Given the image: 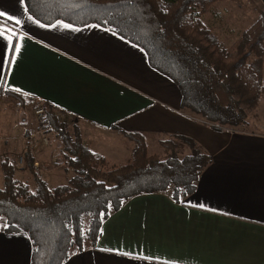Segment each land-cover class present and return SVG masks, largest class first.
Here are the masks:
<instances>
[{
	"label": "crops",
	"instance_id": "1",
	"mask_svg": "<svg viewBox=\"0 0 264 264\" xmlns=\"http://www.w3.org/2000/svg\"><path fill=\"white\" fill-rule=\"evenodd\" d=\"M258 3L264 10V0ZM0 12V105L13 101L26 116L12 137H0V155L24 151L35 128L30 112L43 104L70 133L77 128L84 147L109 165L131 157L133 143L121 132L141 134L148 152L171 141L182 156L190 152L178 139L185 137L211 157L191 195L181 202L168 193L128 199L103 221L95 247L63 264H264V126L215 128L184 112L176 85L150 67L142 49L107 29L40 24L23 0H0ZM12 32L18 53L8 46ZM2 90L19 94V101ZM50 144L26 151L31 165L26 157L20 171L9 159L14 178L32 171L47 185L67 183L73 172L52 131ZM31 256L25 234L0 231V264H30Z\"/></svg>",
	"mask_w": 264,
	"mask_h": 264
},
{
	"label": "trees",
	"instance_id": "2",
	"mask_svg": "<svg viewBox=\"0 0 264 264\" xmlns=\"http://www.w3.org/2000/svg\"><path fill=\"white\" fill-rule=\"evenodd\" d=\"M219 0H23L26 13L43 25L61 21L73 26L97 25L142 49L152 69L171 80L181 95V109L215 128L242 129L245 112L264 94V13L235 44L225 48L203 26V13ZM1 93L19 101L20 96ZM234 96L237 100H234ZM73 177L49 188L31 170L34 190L14 178L8 160L0 162V218L6 234H25L32 247L30 264H63L71 255L94 248L100 227L128 199L168 193L175 202L191 195L211 157L194 142L178 136L190 152H171L163 160L149 157L144 137L121 132L133 143L129 161L109 165L81 142L77 128L48 114ZM173 151L171 141L160 142ZM26 157L29 159V152Z\"/></svg>",
	"mask_w": 264,
	"mask_h": 264
},
{
	"label": "rangeland",
	"instance_id": "3",
	"mask_svg": "<svg viewBox=\"0 0 264 264\" xmlns=\"http://www.w3.org/2000/svg\"><path fill=\"white\" fill-rule=\"evenodd\" d=\"M262 13H264V10L260 7L258 0H219L207 11L203 13L197 12L196 15L203 26L206 27L212 33V35L218 39L223 47L230 48L235 44L241 33H243L258 21ZM260 70L263 77L262 84L264 87V58L261 62ZM234 100H237V97L234 96ZM238 107L242 109L246 114L247 125L242 129L255 131L260 129V125L264 126V94L260 98L257 107H255L254 109H250L243 104H238ZM32 111L33 109L31 110L30 114L32 113ZM24 113V109H20L15 103H13V101H10V105H0V137L3 138L2 141H7L8 138L12 137L11 135L15 130V126H19V118L22 116L26 117ZM22 142L25 141L23 140ZM173 145V151H168L161 145L157 147L151 146L149 152L147 151V154L149 157L155 156L159 160L165 159L171 152H177V155L182 156L183 150L180 151L177 147H175V144ZM45 149H38V151H36L40 152ZM21 153L22 152L18 150L14 151L12 154L1 153L0 162L3 159L15 160V157ZM24 155L26 161V154ZM58 157L61 159V155H59ZM48 159L49 161L54 160L51 156ZM62 160L63 159H61V161ZM17 168L20 171L21 168L25 167L17 166ZM17 179H20L19 181L27 183L30 190H34V182L31 175H20L16 177V180ZM1 181L2 179H0V185L2 183ZM63 181L64 180H60V182L57 183H49L48 187L52 189L56 186L65 185L66 182ZM4 224L5 220L1 217L0 227H3Z\"/></svg>",
	"mask_w": 264,
	"mask_h": 264
},
{
	"label": "built area",
	"instance_id": "4",
	"mask_svg": "<svg viewBox=\"0 0 264 264\" xmlns=\"http://www.w3.org/2000/svg\"><path fill=\"white\" fill-rule=\"evenodd\" d=\"M48 110L43 104H39L33 109L32 116L34 130L27 135V146L21 154L15 157L17 166H25L26 151L34 152L38 149H45L50 145L51 128L48 123ZM35 165H37L35 163Z\"/></svg>",
	"mask_w": 264,
	"mask_h": 264
},
{
	"label": "snow or ice",
	"instance_id": "5",
	"mask_svg": "<svg viewBox=\"0 0 264 264\" xmlns=\"http://www.w3.org/2000/svg\"><path fill=\"white\" fill-rule=\"evenodd\" d=\"M4 15H5L4 13L0 12V16H4ZM9 19H11V17H9ZM16 23L19 24L20 21L17 20ZM64 27H69V25H64ZM3 35H4V32L0 31V36H3ZM15 35H16V33L12 32V34L7 37L8 46L14 48V51L18 53L20 51V44L19 43H15V44L12 43V38ZM14 60H15V57L13 56L11 58L6 59L5 63H12V62H14Z\"/></svg>",
	"mask_w": 264,
	"mask_h": 264
}]
</instances>
